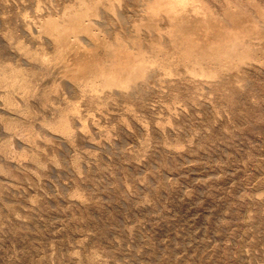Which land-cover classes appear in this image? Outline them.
<instances>
[{"label": "rangeland", "instance_id": "obj_1", "mask_svg": "<svg viewBox=\"0 0 264 264\" xmlns=\"http://www.w3.org/2000/svg\"><path fill=\"white\" fill-rule=\"evenodd\" d=\"M18 12L0 7V52L12 66ZM251 71L244 88L219 91L212 105L190 106L171 122L162 115L158 128L150 109L149 130L102 119L113 147L79 138L78 151L48 133L19 139L0 110V264H264V70ZM105 130L91 136L103 140Z\"/></svg>", "mask_w": 264, "mask_h": 264}, {"label": "bare ground", "instance_id": "obj_2", "mask_svg": "<svg viewBox=\"0 0 264 264\" xmlns=\"http://www.w3.org/2000/svg\"><path fill=\"white\" fill-rule=\"evenodd\" d=\"M10 3L19 10L17 42L9 43L19 63H5L0 52V110L16 138L48 133L76 149L79 138L113 147L110 127L149 130L144 109L158 114L156 122L166 114L168 121L190 106L211 104L219 91L242 87L249 71L264 70V0H0V7ZM12 117L25 121L15 124ZM102 119L114 121L110 129H102ZM103 130V140L91 136Z\"/></svg>", "mask_w": 264, "mask_h": 264}]
</instances>
